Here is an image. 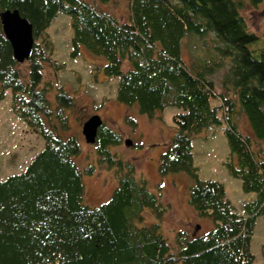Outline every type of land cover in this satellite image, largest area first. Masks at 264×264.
Masks as SVG:
<instances>
[{
	"label": "trees",
	"instance_id": "16d2710c",
	"mask_svg": "<svg viewBox=\"0 0 264 264\" xmlns=\"http://www.w3.org/2000/svg\"><path fill=\"white\" fill-rule=\"evenodd\" d=\"M128 2L127 18L119 20L87 0H0V11L17 9L30 21L33 37L24 74L0 24V99L9 88L12 111L45 141L22 171L0 179V264H255L250 239L255 217L264 218V43L246 27L242 0ZM58 12L69 17L71 53L81 47L103 56L104 74L118 77L119 102L148 115L166 105L179 108L157 170L191 178L187 199L198 215L212 219L207 232L177 230L174 244L167 241L160 230L167 204L136 175L130 160L109 150L120 135L103 123L96 153L115 169L116 184L104 202L85 203L82 172L93 167L77 166L78 140L61 134L68 126L63 110L73 106L72 96L58 87L51 106L46 87L38 86L47 55L37 38ZM188 34H212L218 54L229 59L221 93L206 77L212 65L193 67L183 59L182 40ZM237 112L245 115L251 132L237 128L232 120ZM221 118L229 154L223 163L244 191L255 194L244 204L245 215L234 209L221 181L199 178L192 163L191 135ZM145 210L156 221L147 222Z\"/></svg>",
	"mask_w": 264,
	"mask_h": 264
},
{
	"label": "rangeland",
	"instance_id": "374dc122",
	"mask_svg": "<svg viewBox=\"0 0 264 264\" xmlns=\"http://www.w3.org/2000/svg\"><path fill=\"white\" fill-rule=\"evenodd\" d=\"M87 1L119 20L126 19L129 13L128 0H109L104 3ZM242 1L240 14L246 27L259 36V44L262 45L264 0L255 5L247 0ZM70 36L69 17L61 12L56 13L46 30L37 38L40 50L47 55V59L41 62L42 76L38 86L46 87V96L51 106H55L58 87L72 96L73 106L63 110L68 126L61 134L63 137L74 136L78 140L80 152L75 156L77 166L81 170L88 165L93 167L91 173L82 172L85 203L95 206L104 202L116 184L115 169L100 162L95 142H86L80 130L89 115L98 114L103 124L120 135V142L109 145V150L121 160H130L136 175L142 176L148 188L167 204V210L160 220V230L167 241L174 244L177 230L197 235L207 232L213 227L212 219L198 215L187 199L191 178L181 171L160 175L157 170L159 154L175 131L172 116L180 111L179 108L166 105L148 115L139 112L136 105H123L115 95L118 77L104 74L101 68L105 58L81 47L77 54H72ZM216 44L212 34L202 37L188 34L182 40L181 53L185 62L193 67L201 63L212 65V72L206 74V77L213 82L215 90L221 93L222 77L229 66V59L218 54ZM218 61H221L219 65L213 64H218ZM18 67L25 74L27 62H18ZM11 94L12 91L7 88L0 99V179L22 171L45 144L44 139L12 111ZM232 120L242 133L251 132L242 113H235ZM52 121L57 123L54 117H51ZM225 126L221 118L219 124L210 125L191 135L192 163L199 178L221 181L225 195L234 209L245 215L244 204L253 200L255 194L244 191L240 179L230 175L223 163L229 155L223 133ZM126 138L130 139V143L126 144ZM260 145L264 146L263 143ZM144 216L147 222L156 221L149 210H145ZM263 242L264 218L257 215L249 246L255 264H264Z\"/></svg>",
	"mask_w": 264,
	"mask_h": 264
},
{
	"label": "water",
	"instance_id": "95a60500",
	"mask_svg": "<svg viewBox=\"0 0 264 264\" xmlns=\"http://www.w3.org/2000/svg\"><path fill=\"white\" fill-rule=\"evenodd\" d=\"M0 24L3 34L8 40L13 58L22 62L29 58L32 52L33 37L30 21L21 16L17 9H5L0 11ZM102 125V119L98 114L89 115L81 125V133L85 141L95 142L97 129ZM126 144L130 139H125Z\"/></svg>",
	"mask_w": 264,
	"mask_h": 264
}]
</instances>
